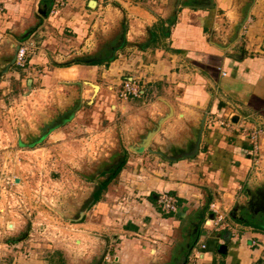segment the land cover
Listing matches in <instances>:
<instances>
[{"label":"crops","instance_id":"obj_1","mask_svg":"<svg viewBox=\"0 0 264 264\" xmlns=\"http://www.w3.org/2000/svg\"><path fill=\"white\" fill-rule=\"evenodd\" d=\"M52 1L0 0V70L16 42H34L35 37L39 44L28 57L25 77L50 85L52 73L58 71L50 62L58 57L46 51H62L60 47H70L64 54L89 51L100 34L124 17L126 43L114 57L108 62L76 61L67 76L87 84L93 70L108 89L117 83L110 75L127 73L119 83L131 79L143 89L131 100L144 99L165 79L161 112L165 120L160 128L165 152L154 157L155 168L140 172L135 195L143 197L130 201L128 222L127 217L124 222L120 217H115L119 222L106 221L108 200L102 190L81 213L97 210L96 217L101 218L79 222L88 239L92 229L102 233L95 234L103 249L94 264L107 243L112 264H185L201 242L206 247L199 264H264V136L255 160L237 124L264 128V0H61L57 11L49 14ZM64 32L71 33L67 39L61 37ZM109 43L115 44L116 37ZM103 52L108 55L109 48ZM39 66L48 68L44 75L35 71ZM9 70L6 76H20ZM97 87L98 92L101 85ZM204 113L198 153L192 158L179 156L192 150ZM234 115L239 119L227 127L225 122ZM174 156L178 157L170 159ZM122 172L123 165L111 176ZM133 176L137 178L136 173ZM133 176L127 178L132 182ZM164 191L177 198L176 212L165 213L157 204ZM91 195L85 198L90 204ZM218 214L236 235L214 226ZM32 245L35 248L22 247L18 264H75L66 248H50L44 242Z\"/></svg>","mask_w":264,"mask_h":264},{"label":"rangeland","instance_id":"obj_2","mask_svg":"<svg viewBox=\"0 0 264 264\" xmlns=\"http://www.w3.org/2000/svg\"><path fill=\"white\" fill-rule=\"evenodd\" d=\"M125 31L122 17L112 30L99 35L89 51L74 55L64 54L70 47L46 51L58 57L50 62L58 69L50 85L32 83L29 76L28 82V64L9 66L18 78L6 76L8 70L1 74L5 77L0 76V95L4 94L0 101V264H18L22 247L33 249L37 242L66 248L75 264H94L103 249L95 234L102 233L92 229L88 239L79 230L85 228L79 222H101V218L91 209L81 216L93 205L85 198L108 180L102 189L108 200L106 221L119 222L115 217H120L124 222L132 210L130 201L143 197L135 195L138 176L156 167L157 151L165 152L160 131L165 120L161 113L165 110V79L144 99L129 96L122 101L119 82L127 73L110 75L117 83H110L108 89L93 70H89L92 79L87 84L67 76L76 61H110L126 43ZM70 34L64 32L61 37L67 39ZM114 37L116 43L110 45ZM33 40L29 58L39 44ZM104 47L109 48L108 55ZM47 69L39 66L35 71L44 75ZM98 84L101 90L97 92ZM120 159L124 172L111 176L109 168ZM128 173H136L137 178L133 176L131 182ZM105 261L113 263L111 256Z\"/></svg>","mask_w":264,"mask_h":264},{"label":"built area","instance_id":"obj_3","mask_svg":"<svg viewBox=\"0 0 264 264\" xmlns=\"http://www.w3.org/2000/svg\"><path fill=\"white\" fill-rule=\"evenodd\" d=\"M62 1L61 0H53L49 6V14H54L57 9L61 6ZM2 7H0L1 11ZM34 42L32 40H24L22 42L18 43V48L15 53V59H14V65L17 68H24L27 64L28 57L32 51ZM143 92V89L138 85V83H135L133 80H124L121 84V90L119 92V97L121 99H127L129 96H139ZM209 121L213 122L212 116H209ZM245 119V118H243ZM236 123H233L230 119H228L225 122V125L227 127H232ZM238 131L241 133L245 138H247L250 149H249V155L253 157V159L257 160L259 154H258V142L261 136H264V128L259 126H250L247 127L244 123H238ZM157 204L161 208V210L165 213H174L178 209V203L177 198L174 194L164 191L161 192L157 196ZM214 226L217 225L219 228L222 229H231L232 236L236 235V230L232 229L226 222H224L223 215L218 214L216 216V221L213 222ZM206 244L204 242H201L197 246H195L193 249H191V252L188 254L187 259L185 261V264H199V260L202 255V251L205 249ZM110 258L109 254L106 252L100 261L99 264H106L105 260H108Z\"/></svg>","mask_w":264,"mask_h":264},{"label":"water","instance_id":"obj_4","mask_svg":"<svg viewBox=\"0 0 264 264\" xmlns=\"http://www.w3.org/2000/svg\"><path fill=\"white\" fill-rule=\"evenodd\" d=\"M91 4H93V1H91ZM43 14L45 15V13H43ZM242 24H243V23L240 22V23L238 24V26L241 27ZM238 29H239V28H238ZM238 29H237V31H238ZM234 36H235V35H234ZM17 48H18V42H16V43L14 44V52H13L12 56L10 57L9 60H7L6 64L1 68V70H0V76H1V74L5 73V72L8 70V68H9L10 65H12V64L14 63L15 53H16ZM28 82H30L29 79H28ZM204 117H205V113H204L202 119L200 120L199 128L197 129V132H196V137H195L194 146L192 147V150L189 151V152H186V153L184 152V153H182V154L179 155V156L192 158V157H194V156L198 153V151H199V142H200V140H201V134H202V129H203ZM238 119H239V115H234L233 117L230 118V120H231L233 123H236ZM157 153H158V154H161V155H164L163 152H161V151H159V152L157 151ZM177 157H178V156H174V157H172V158H170V159H175V158H177ZM16 181H17V180H16ZM195 243H196V242H195ZM195 243H194V244H195ZM107 248H108V243L105 245L104 253L102 254V256L100 257V260H99L96 264H99V263H100V261L102 260L104 254H105L106 251H107Z\"/></svg>","mask_w":264,"mask_h":264},{"label":"trees","instance_id":"obj_5","mask_svg":"<svg viewBox=\"0 0 264 264\" xmlns=\"http://www.w3.org/2000/svg\"><path fill=\"white\" fill-rule=\"evenodd\" d=\"M122 164H123V162L118 161L112 166L113 175H115L121 169ZM105 186H106V184H98L97 188H95V190L93 191V193L91 195V203L92 204L98 200V198L100 196V191L102 189H104Z\"/></svg>","mask_w":264,"mask_h":264}]
</instances>
